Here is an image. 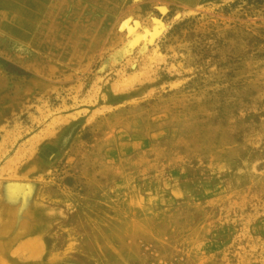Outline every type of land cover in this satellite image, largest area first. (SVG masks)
Instances as JSON below:
<instances>
[{"label":"rangeland","instance_id":"obj_1","mask_svg":"<svg viewBox=\"0 0 264 264\" xmlns=\"http://www.w3.org/2000/svg\"><path fill=\"white\" fill-rule=\"evenodd\" d=\"M0 255L264 264V0H0Z\"/></svg>","mask_w":264,"mask_h":264},{"label":"bare ground","instance_id":"obj_2","mask_svg":"<svg viewBox=\"0 0 264 264\" xmlns=\"http://www.w3.org/2000/svg\"><path fill=\"white\" fill-rule=\"evenodd\" d=\"M125 26V25H124ZM137 26H138V23L136 22L135 24H134V26L133 27H129V32H130V34H132L135 30H136V28H137ZM147 33H149V32H147ZM145 34H146V32H145ZM151 34V33H150ZM148 35V34H147ZM25 193V192H24ZM35 238V237H34ZM37 239V238H36ZM21 244V245H20ZM19 245V247L18 248H16L18 251H19V253L21 254L23 251L25 252V250H26V247H27V250L29 249V247H32V248H30V251H31V253L29 254V256L30 257H32L31 255H33V253H32V251L34 250V249H37V244H35L34 242L32 243V242H29L28 244H27V246H25L24 245V243L22 244V243H20ZM25 246V249H23V248H21L22 246ZM23 246V247H24ZM35 246V247H34ZM26 250V251H27ZM34 251H37V250H34ZM17 252V251H16ZM39 252V251H38ZM19 253H18V256H19ZM28 253H29V251H28ZM36 253V252H35ZM27 254V253H26ZM25 254V255H26ZM1 256V255H0ZM15 256V255H14ZM28 256V257H29ZM34 256V255H33ZM38 256V255H37ZM22 257V256H21ZM24 259V258H23ZM26 259V258H25ZM29 259V258H28ZM50 262V261H49Z\"/></svg>","mask_w":264,"mask_h":264}]
</instances>
